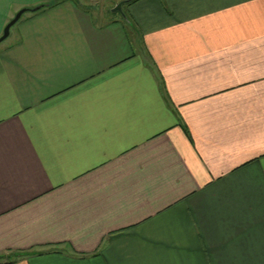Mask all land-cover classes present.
Listing matches in <instances>:
<instances>
[{
	"label": "crops",
	"instance_id": "obj_1",
	"mask_svg": "<svg viewBox=\"0 0 264 264\" xmlns=\"http://www.w3.org/2000/svg\"><path fill=\"white\" fill-rule=\"evenodd\" d=\"M83 1L0 0V264H264V0Z\"/></svg>",
	"mask_w": 264,
	"mask_h": 264
},
{
	"label": "water",
	"instance_id": "obj_2",
	"mask_svg": "<svg viewBox=\"0 0 264 264\" xmlns=\"http://www.w3.org/2000/svg\"><path fill=\"white\" fill-rule=\"evenodd\" d=\"M130 1H133V0H120L118 1L112 8H111V11H114V12H119L121 14H123L122 12V5L124 3H127V2H130ZM42 7V4L40 5H37L33 8H21L19 9L15 15L5 24L4 28H3V31H2V34L0 35V42L2 40H4L8 34H9V29L10 27L16 23L18 21V19L20 18V16L22 15L23 12H25L26 10H36L38 8Z\"/></svg>",
	"mask_w": 264,
	"mask_h": 264
},
{
	"label": "rangeland",
	"instance_id": "obj_3",
	"mask_svg": "<svg viewBox=\"0 0 264 264\" xmlns=\"http://www.w3.org/2000/svg\"><path fill=\"white\" fill-rule=\"evenodd\" d=\"M82 1H83V0H82ZM83 2H84V3H87L86 1H83ZM5 39H6V38H5ZM5 39H4V40H5ZM4 40H3V41H4ZM3 41H1V42H3ZM1 42H0V43H1Z\"/></svg>",
	"mask_w": 264,
	"mask_h": 264
},
{
	"label": "trees",
	"instance_id": "obj_4",
	"mask_svg": "<svg viewBox=\"0 0 264 264\" xmlns=\"http://www.w3.org/2000/svg\"><path fill=\"white\" fill-rule=\"evenodd\" d=\"M45 4H43L42 6H44Z\"/></svg>",
	"mask_w": 264,
	"mask_h": 264
}]
</instances>
